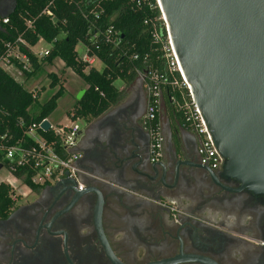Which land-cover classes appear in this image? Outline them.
<instances>
[{"label": "flooded vegetation", "instance_id": "obj_1", "mask_svg": "<svg viewBox=\"0 0 264 264\" xmlns=\"http://www.w3.org/2000/svg\"><path fill=\"white\" fill-rule=\"evenodd\" d=\"M17 1L0 0V14ZM131 88L129 102L123 95L106 113L84 118L75 149L78 163L91 169L79 173L84 186H37L32 199L16 201L0 218V264H264V194L222 162L166 173L161 203L119 191L116 182L134 185L120 170H102L103 158L132 133L150 154L147 95L138 79ZM165 115L159 111L166 156L175 160L182 135L191 161L200 163L198 135Z\"/></svg>", "mask_w": 264, "mask_h": 264}, {"label": "water", "instance_id": "obj_2", "mask_svg": "<svg viewBox=\"0 0 264 264\" xmlns=\"http://www.w3.org/2000/svg\"><path fill=\"white\" fill-rule=\"evenodd\" d=\"M159 3L182 75L222 158L223 170L244 186L264 194V0H159ZM14 10L15 7L0 17L9 16ZM84 92L81 89L77 93V100ZM168 127L171 131L169 120ZM41 128L46 131L49 122L42 121ZM80 135L78 131L77 136ZM172 139L170 136V144L174 143ZM180 139L175 160L165 156L153 161L142 150L139 136L132 133L103 158L102 170H120L134 185L116 182L119 191L161 203L166 173L212 170L193 163L182 135ZM77 166L80 170H91L78 161ZM64 181L78 186L74 179L59 182Z\"/></svg>", "mask_w": 264, "mask_h": 264}, {"label": "trees", "instance_id": "obj_3", "mask_svg": "<svg viewBox=\"0 0 264 264\" xmlns=\"http://www.w3.org/2000/svg\"><path fill=\"white\" fill-rule=\"evenodd\" d=\"M150 1L155 3V0ZM46 3L47 0H18L14 12L9 15L10 27L22 32L24 25L20 15L34 16ZM55 13L58 19L56 22L52 23L48 18L40 16L35 22L36 33L24 34L31 44H35L39 36L47 41L56 38L48 54L40 62H36L30 55L34 69L26 75L35 74L44 65H52L56 59H61L65 67L72 69L86 84L84 94L68 111L72 118L98 115L118 102L124 90H120L115 85L117 79L128 85L138 79V72L146 73L155 69H158L159 73L162 72L160 45L153 39L148 26L144 24V19L159 14L158 9L147 4H137L135 0L105 2L101 23L104 28L113 25L120 39L117 45L107 43L102 33L92 43L89 36L93 30L88 31V22L74 11L72 4L57 2ZM4 32L1 28L0 34ZM62 32L63 35L59 37ZM8 33H10L9 30ZM12 33L15 34L14 29ZM78 42H83L89 53L96 55L102 62L101 70L77 59L75 48ZM48 74L51 77L50 86L58 85V89L40 105L39 111L33 115L30 107L38 100L42 90L34 89L33 91L25 88L23 84L0 68V143L11 144L22 136L23 129L27 125L47 118L56 108L57 99L64 91L63 81L54 72ZM172 94L168 86L162 88V101L167 114L170 119H180L184 124L182 112L177 110L171 102ZM176 95L178 96V93ZM21 120L24 125L20 127ZM157 121L158 117L155 122ZM48 133L45 132L44 135ZM3 154L4 152L0 150V164L7 168L9 163L3 158ZM14 173V175H20L19 172ZM26 182L28 183V180ZM30 185L32 188L37 187ZM13 196L19 197L9 183L0 181V218L5 217L15 204Z\"/></svg>", "mask_w": 264, "mask_h": 264}, {"label": "built area", "instance_id": "obj_4", "mask_svg": "<svg viewBox=\"0 0 264 264\" xmlns=\"http://www.w3.org/2000/svg\"><path fill=\"white\" fill-rule=\"evenodd\" d=\"M107 1L112 0H47V3L38 14L34 16L30 14L29 17L20 15L24 25L22 32H18L17 28L10 27L9 16L0 17V29L2 28L3 32L5 31L0 34V68L8 72L6 67L13 66L18 77L8 73L21 84L31 77L26 75L27 72L34 69L30 55L36 62H40L48 54L56 38L47 41L39 36L37 42L31 44L24 34L36 33L35 22L40 16L48 18L52 23L56 22L58 20L55 13L57 2L72 4L74 11L88 22V31L93 30V33L89 36L92 43L102 33L107 43L117 45L120 39L113 25L104 28L101 23L104 3ZM135 3L147 4L159 11L157 16L144 19V24L148 26L153 39L160 45L163 70L161 73L158 72V69L146 73L138 72V79L142 82L147 95L144 124L151 140V160H159L163 156L164 137L159 118L157 122L155 121L162 104V88L168 86L173 92L171 102L177 110L182 112L185 119L184 124L199 137L197 153L200 164L211 169L218 168L222 158L212 143V137L205 121L182 75L178 56L171 41L169 26L161 10L159 0H155V3L150 0H135ZM12 29H14L15 34L12 33ZM8 30L10 33H8ZM62 35L63 32L59 37ZM40 39L50 43V47L35 51L33 47ZM77 59L89 66H94L95 60L98 58L96 55L90 54L85 46L84 52L79 53L77 51ZM34 89L31 90L34 91ZM176 93H178V96ZM68 116L74 120L71 114H68ZM44 120L49 122V128L46 131L41 128V123ZM23 125L24 122L21 120L20 127ZM79 130L78 125L73 121L70 124L63 122L53 124L48 118L27 125L23 129L22 136L15 139L14 142L8 145L0 143V150L4 152L3 158L9 163V167H5V169L28 190L32 189L30 184L33 186H46L67 178L74 179L78 187L81 188L85 184L79 176L82 170L77 166L79 154L75 150ZM43 132L49 133L44 135ZM14 172H19L20 175H14ZM11 187L14 192L18 191L22 195L25 193L16 185ZM13 198L17 201L15 196Z\"/></svg>", "mask_w": 264, "mask_h": 264}, {"label": "rangeland", "instance_id": "obj_5", "mask_svg": "<svg viewBox=\"0 0 264 264\" xmlns=\"http://www.w3.org/2000/svg\"><path fill=\"white\" fill-rule=\"evenodd\" d=\"M48 47H50V43H48L44 39H40L38 43L33 47V49L35 51H38L41 48H48ZM75 49L79 53L84 52L85 50L84 43L78 42ZM94 66L97 69L101 70L103 64L99 59H96ZM6 69L12 76L18 77V75L16 74V70L13 68V66H8L6 67ZM49 72H54L60 78V80L62 79L64 91L62 95L57 99L56 108L49 114L47 118L53 124L60 122L70 124V122L73 121L76 125H78L80 129H82L85 126V119L76 118L73 120L68 116V111L75 104L77 100L76 95L83 88V85H85V83L77 74H75L72 71V69H70L69 67H65L61 59H56V61L51 66L44 65L42 69H40L35 74L31 75V77L23 83V86L27 89L35 88L37 90L39 89L42 90L38 100L31 105L30 112L33 115L36 114L39 111L40 105L58 89V85L55 87L50 86L51 77L48 74ZM123 83L124 82L120 79H117L115 81V85L117 87L126 90L127 88ZM160 113L163 115L165 119L166 108L163 102L160 107ZM32 198L33 195L29 194V196L18 198L16 203H22Z\"/></svg>", "mask_w": 264, "mask_h": 264}, {"label": "crops", "instance_id": "obj_6", "mask_svg": "<svg viewBox=\"0 0 264 264\" xmlns=\"http://www.w3.org/2000/svg\"><path fill=\"white\" fill-rule=\"evenodd\" d=\"M56 60H54V62H55ZM62 61V60H61ZM53 62V63H54ZM62 63H63V61H62ZM53 65V64H52ZM63 65H64V63H63ZM49 66H51V65H49ZM124 85H125V87L127 88L126 90H124V92H123V94H122V96L123 95H126V97H127V101L129 102V100L132 98V96H133V92H132V88H131V85H132V83L131 84H128V85H126L125 83H123ZM85 87H86V84L85 85H83V88L82 89H85ZM119 88V87H118ZM120 90H122L121 88H119ZM72 109V108H71ZM70 109V110H71ZM170 119V118H169ZM49 120V119H48ZM166 156V153H165V151H163V158ZM4 168V169H3ZM0 181H3V182H6V183H9L11 186H17V187H19L20 188V190H22V191H24L25 193L22 195V194H20V192H18V191H15L17 194H19V197L18 198H22V197H25V196H28V194H29V192H30V190H28V188H25V187H23L22 186V184L21 183H19V180L16 178V177H14L13 175H11V174H9L8 173V171L5 169V167H2L1 169H0ZM17 198V199H18Z\"/></svg>", "mask_w": 264, "mask_h": 264}]
</instances>
